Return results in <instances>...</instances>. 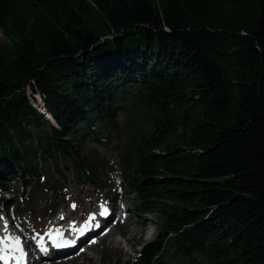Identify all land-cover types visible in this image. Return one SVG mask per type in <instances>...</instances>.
I'll return each mask as SVG.
<instances>
[{
    "label": "trees",
    "instance_id": "obj_1",
    "mask_svg": "<svg viewBox=\"0 0 264 264\" xmlns=\"http://www.w3.org/2000/svg\"><path fill=\"white\" fill-rule=\"evenodd\" d=\"M0 33V188L95 185L113 133L132 264H264V0H0Z\"/></svg>",
    "mask_w": 264,
    "mask_h": 264
},
{
    "label": "rangeland",
    "instance_id": "obj_2",
    "mask_svg": "<svg viewBox=\"0 0 264 264\" xmlns=\"http://www.w3.org/2000/svg\"><path fill=\"white\" fill-rule=\"evenodd\" d=\"M3 41L4 37L0 33V43ZM118 122H122L121 117H119ZM96 131H99V129L97 128ZM99 137L101 140L99 144L89 143L103 165V169L98 172L99 180H96L95 185L84 183L87 182L86 178H83L84 182L79 181L73 164L66 161L61 162V172L66 183L62 182L63 177H59L54 173L53 178L56 184L53 194L49 191L44 192L36 186L25 188V184L20 179L5 182V186L0 188V223L9 225L10 221L17 219L16 222L20 226L18 227L17 224L11 225V231L13 230L26 240H31L38 232H36V227L31 230L28 224L23 223V220H29L31 225H36L38 222L40 224L47 219L50 220L49 218L55 222L57 218L63 216L62 210L67 203L68 192L71 191L76 194L78 191H84L91 195L93 200L95 198L99 199V206H108L112 194L116 193L118 209L115 210V221L118 218L120 221L116 223L111 242L118 240L120 244L116 246L112 243L109 246L108 241H105V243L96 245L83 256L78 257L76 261L74 260L75 262H69L68 258H65L64 261L67 264H132L143 247L155 240L154 238L158 236L160 229L156 224L155 216L139 217L128 206L131 195L123 180L119 154V151L123 149L124 141L113 133L110 137L106 135H100ZM2 168L4 175L10 173V168L6 164H2ZM56 196H61V199L56 201ZM123 217L126 219L123 220ZM73 221L71 219L68 223L61 224V226H67ZM79 225L82 226V224ZM47 229L49 227L43 225V233ZM82 230L84 229L82 228ZM171 253V251L164 253L163 263L185 264L182 259L173 257ZM88 259H91V262H88Z\"/></svg>",
    "mask_w": 264,
    "mask_h": 264
},
{
    "label": "bare ground",
    "instance_id": "obj_3",
    "mask_svg": "<svg viewBox=\"0 0 264 264\" xmlns=\"http://www.w3.org/2000/svg\"><path fill=\"white\" fill-rule=\"evenodd\" d=\"M49 117V116H48ZM50 118V117H49ZM72 194V195H71ZM67 203L65 204V207L63 208V216L60 218H57L54 222L49 218L50 220H45L39 224V222L36 225L29 224V220H23V223L25 225L28 224L31 230H34L36 227V232L43 233V225L48 226L49 229H51V232H55L56 228L58 226H61V224L68 223L69 220L73 219L78 230L80 229H87L85 232V238L94 234L97 237H100L101 243H105V241H108V245L110 246L112 243L116 246L120 244L118 240H114L111 242V236L112 233L116 227V224H114L115 220V210L118 209L116 204V198L117 194L113 193L109 202L108 206L105 205L99 206V199L93 200L91 195L84 191H78V193H72L71 191L68 192L67 195ZM104 208V209H103ZM15 219L14 221H10L9 225H3V223H0V235L2 234V238H5L6 236H9L11 233V225L17 224L18 227L20 226ZM73 224V223H72ZM79 224H82L79 225ZM3 225V226H2ZM13 231V230H12ZM25 233V232H24ZM73 238L71 240V243H75L79 241L76 235H72ZM22 237V236H21ZM24 240V238H23ZM83 242V241H82ZM37 242L33 240H27L26 248L28 249H34L39 253V257L35 261H31V264H67V262L64 261L65 256L62 254H55L53 252H50V254H44V258L42 259L40 257V247L37 248ZM30 259V257H29ZM30 261V260H28ZM76 261V260H75ZM74 261V262H75ZM88 262H91V259L87 260Z\"/></svg>",
    "mask_w": 264,
    "mask_h": 264
},
{
    "label": "snow or ice",
    "instance_id": "obj_4",
    "mask_svg": "<svg viewBox=\"0 0 264 264\" xmlns=\"http://www.w3.org/2000/svg\"><path fill=\"white\" fill-rule=\"evenodd\" d=\"M17 243H19V241L17 240ZM0 259H3V257H0Z\"/></svg>",
    "mask_w": 264,
    "mask_h": 264
}]
</instances>
